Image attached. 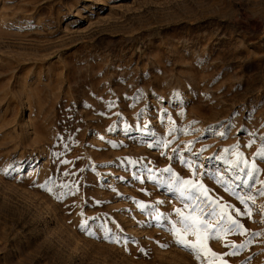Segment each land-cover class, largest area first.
<instances>
[{
  "label": "rangeland",
  "instance_id": "1",
  "mask_svg": "<svg viewBox=\"0 0 264 264\" xmlns=\"http://www.w3.org/2000/svg\"><path fill=\"white\" fill-rule=\"evenodd\" d=\"M237 145L247 232L197 259L168 185L243 211ZM260 151L264 0H0V264H264Z\"/></svg>",
  "mask_w": 264,
  "mask_h": 264
},
{
  "label": "snow or ice",
  "instance_id": "2",
  "mask_svg": "<svg viewBox=\"0 0 264 264\" xmlns=\"http://www.w3.org/2000/svg\"><path fill=\"white\" fill-rule=\"evenodd\" d=\"M252 141H250L246 147H251ZM152 145H150L151 147ZM239 145L234 146L233 152L237 156V160L235 161L236 167H239L240 164L244 165V168H239L240 172H245V169L248 167V161L243 158V154L236 151L238 149ZM175 151V150H174ZM226 152L229 150H225ZM261 160H264V151H260L256 154ZM181 162L186 164L189 168H192V164L186 160L181 159ZM64 163H67V161H64ZM198 167V166H197ZM232 167V165H230ZM164 172H172V169L165 168L163 169ZM258 171L256 164L253 163L251 165V170L245 172V176L247 177L242 178L239 174L234 176L231 180V182H224L223 186L225 188V191H229L232 195L236 197L237 200L243 205V211L239 208H236L234 205L230 204H220L216 200H212L211 197L207 195V189L206 187L199 182H195L193 180H181L177 177L176 183L177 187L172 188V185L169 184L168 188L169 190L178 192L180 194L181 198H186L188 200L198 201L199 203H204L205 201L208 203H211L213 205V210L211 212H204L203 208L199 207V203L195 204H185V208L188 209L187 214H184L183 210L181 209H175V212L180 215L183 227L181 229L173 228L171 231L173 232L176 243L180 244L182 247H184L186 250H188L190 253H192L197 259L202 258L204 254H210L213 257H216L218 254L215 252H212L210 247L208 246V242L210 240H216V239H222L221 231L224 232V234L232 233V234H240L243 235L245 232H247V229L244 227V225L240 222V218L247 217L251 218L252 216V210L249 206V201L252 203H255V197L248 196L247 199L244 196H241L239 192L236 191V189H243L245 187L249 188V191L251 190V187L253 186L256 176L255 173ZM193 173L195 174V169H193ZM69 173H65V175H68ZM173 176L175 177L176 174L173 173ZM238 181V183H236ZM264 183V182H261ZM64 187L69 188V192L67 194L74 195L75 193L71 191L70 186L65 185ZM204 189L203 192L200 190ZM260 195H264V189L258 190ZM201 197H203V200H201ZM58 199L61 198L60 196L57 197ZM161 203V202H157ZM219 209V211H217ZM235 213V218L231 214V212ZM217 219V227H213V223L211 221V218ZM157 220L160 219L158 216L156 218ZM223 221L226 223H229L231 225L228 229H222V227L219 225V222ZM86 226V222H85ZM83 227V226H82ZM188 235L194 236L196 239L195 241H190L186 237ZM261 235V233H253L252 236ZM251 241H247L244 245H231L233 249L237 248H243L247 245V243H250ZM225 247H229V244L225 242ZM143 251V250H142ZM237 252L235 250L225 253L224 255H236ZM224 264H227L225 261Z\"/></svg>",
  "mask_w": 264,
  "mask_h": 264
},
{
  "label": "trees",
  "instance_id": "3",
  "mask_svg": "<svg viewBox=\"0 0 264 264\" xmlns=\"http://www.w3.org/2000/svg\"><path fill=\"white\" fill-rule=\"evenodd\" d=\"M253 21H255V22H257V20L255 19V20H253ZM251 30H254V28H250Z\"/></svg>",
  "mask_w": 264,
  "mask_h": 264
}]
</instances>
